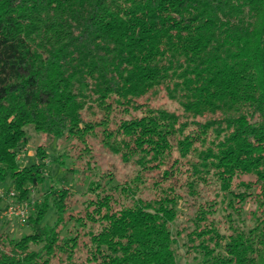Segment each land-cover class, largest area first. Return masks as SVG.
<instances>
[{
	"label": "trees",
	"instance_id": "obj_1",
	"mask_svg": "<svg viewBox=\"0 0 264 264\" xmlns=\"http://www.w3.org/2000/svg\"><path fill=\"white\" fill-rule=\"evenodd\" d=\"M29 124L75 141L83 172L98 129L137 171L121 189L91 180L78 212L50 185L30 232L0 221V264H181L184 232L195 264L264 260V0H0V182L19 200L48 170L40 145L19 162Z\"/></svg>",
	"mask_w": 264,
	"mask_h": 264
},
{
	"label": "rangeland",
	"instance_id": "obj_2",
	"mask_svg": "<svg viewBox=\"0 0 264 264\" xmlns=\"http://www.w3.org/2000/svg\"><path fill=\"white\" fill-rule=\"evenodd\" d=\"M28 139L24 142L19 149V162L21 165L31 164L36 162L38 157L35 154L37 147L40 145L42 149H46L47 156L46 161L48 163L47 175L43 183V188H36L32 193V199L34 201H41L44 195V192L48 190L49 186L52 185L53 188L60 189L61 187L70 189V192H73V195L70 196L69 204L73 205V211L78 212V210L83 209L85 206V202H88L90 197H94V190H90L89 183L91 180L96 181L93 186V189H96L97 183L101 185L105 184L108 174L113 173L114 181L113 184L118 186V189L121 187L127 186L135 179V174L137 171V166L132 163L122 162L121 159L115 154L111 153L110 150L101 146L102 132L97 129V138L92 140V143L96 147V156L94 159L91 158L92 169L83 172L86 167V160H88V156L82 155V159L78 157V150L75 146L76 142L69 140L66 136H62L60 138L53 137L52 135H48L45 133H38L34 130L32 125L26 126ZM57 158H62L64 163H62V167L60 163L57 162ZM90 165V164H89ZM88 166V165H87ZM72 168L74 170H69ZM164 170V166L156 167L148 172L145 177V187L144 184H140L139 188L144 191V197H154V195H150L149 191V182H153L155 178L152 175L158 173V171ZM90 171V173H89ZM83 174L89 175V180L85 181ZM12 181L8 176L6 179L0 182V190H8L11 188ZM112 184V183H111ZM110 186V184H107ZM38 189V190H37ZM181 195L185 194L184 190L181 189ZM117 197H121L119 193H117ZM183 200V199H182ZM5 202L0 200V206H4ZM181 214L180 217L174 223V231L176 232L177 226H189L191 227V223L189 222L191 215V208L187 204L180 205ZM56 208L53 205H50L48 210L43 216V222H51L55 218ZM247 213L242 214V218L247 217ZM2 224H4V228L7 230H11L13 235L19 237L24 233L30 232V227L28 224H20L17 218H9L6 220H1ZM185 237V232L178 237L177 252L178 259L181 264H195L193 261V255L187 253L186 247L183 245ZM257 264H264V260L258 259Z\"/></svg>",
	"mask_w": 264,
	"mask_h": 264
},
{
	"label": "built area",
	"instance_id": "obj_3",
	"mask_svg": "<svg viewBox=\"0 0 264 264\" xmlns=\"http://www.w3.org/2000/svg\"><path fill=\"white\" fill-rule=\"evenodd\" d=\"M0 200L5 202L4 206H0V221L14 217L20 224L26 223L35 205L33 199L19 200L13 188L0 190Z\"/></svg>",
	"mask_w": 264,
	"mask_h": 264
}]
</instances>
